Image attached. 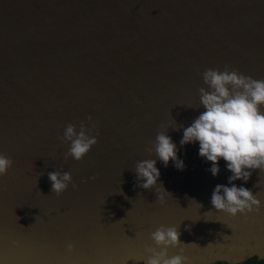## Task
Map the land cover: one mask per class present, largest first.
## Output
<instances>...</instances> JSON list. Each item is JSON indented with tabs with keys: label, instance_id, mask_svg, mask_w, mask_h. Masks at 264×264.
Masks as SVG:
<instances>
[{
	"label": "water",
	"instance_id": "obj_1",
	"mask_svg": "<svg viewBox=\"0 0 264 264\" xmlns=\"http://www.w3.org/2000/svg\"><path fill=\"white\" fill-rule=\"evenodd\" d=\"M225 66L264 80V0H0V153L13 161L0 177V264H144L161 224L177 227L190 264L263 259L264 172L233 182L261 204L232 217L210 202L231 186L225 161L213 177L198 142L180 146L204 111L203 72ZM81 123L97 143L65 160L58 137ZM158 132L183 170L146 151ZM146 159L160 172L148 190L134 174ZM55 170L76 188L52 193Z\"/></svg>",
	"mask_w": 264,
	"mask_h": 264
},
{
	"label": "clouds",
	"instance_id": "obj_2",
	"mask_svg": "<svg viewBox=\"0 0 264 264\" xmlns=\"http://www.w3.org/2000/svg\"><path fill=\"white\" fill-rule=\"evenodd\" d=\"M202 79L207 85V90L201 87L198 91L199 103L204 111L190 126L183 128L180 146L198 142V155L211 163L209 171L213 177L220 171L219 161H225L226 169L231 173L228 177V184L231 186L217 184L214 187L210 202L216 211L232 217L238 213L245 215L259 212L260 200L251 190L244 186L237 187L233 182L242 180L246 183L253 170L264 172V80L245 76L235 69L230 70L228 66H225L223 71L207 69L203 72ZM87 119L91 121L92 117ZM91 127L96 126L92 124ZM172 128L178 130L177 125ZM58 139L70 145L64 154L65 160L71 157L80 161L97 143L96 137L90 135V129L84 123L79 125V131L76 125H66L63 135ZM146 151L154 152L165 167L171 160L177 170L184 168L183 161L177 156L176 144L166 133L158 132L152 147ZM12 164L10 158L0 153V177L8 174ZM155 165L154 159L136 162V187L148 190L157 185L160 172ZM47 176L51 183V192L57 196L63 193L69 184L76 188L69 172L55 170L48 172ZM97 178L98 176L89 177L91 180ZM84 182L86 181H81ZM156 193V202L163 205L164 196L160 193L168 192L160 186ZM179 236L177 227L161 224L150 234L154 246H145L146 259L141 257L140 260L144 264H190L189 257L184 255V248L180 247ZM11 243L13 246L18 245L15 240ZM170 247L179 248V254L169 257ZM67 251H74V246L68 244Z\"/></svg>",
	"mask_w": 264,
	"mask_h": 264
},
{
	"label": "trees",
	"instance_id": "obj_3",
	"mask_svg": "<svg viewBox=\"0 0 264 264\" xmlns=\"http://www.w3.org/2000/svg\"><path fill=\"white\" fill-rule=\"evenodd\" d=\"M214 264H228V263H221V262H217ZM237 264H264V258L263 259H258L257 257H251L241 263H237Z\"/></svg>",
	"mask_w": 264,
	"mask_h": 264
}]
</instances>
